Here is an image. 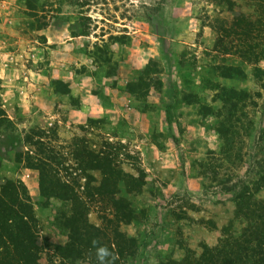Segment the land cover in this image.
I'll return each instance as SVG.
<instances>
[{"label":"rangeland","instance_id":"rangeland-1","mask_svg":"<svg viewBox=\"0 0 264 264\" xmlns=\"http://www.w3.org/2000/svg\"><path fill=\"white\" fill-rule=\"evenodd\" d=\"M215 4V0H0V21L12 20L9 28L18 33L4 34L0 40V182L23 185L40 236L55 244L71 236L60 218L68 204L38 194L40 167L50 175L56 170L75 198L95 199L87 202L86 220L102 225L107 213L99 200L105 198L88 195L84 187L86 181L89 187L98 186L101 175L81 171V155L74 154L82 150L108 154L110 166L137 185L130 190L118 186L115 195L125 196L134 208L132 221L118 229L136 240L133 255L117 264H180L186 255L220 264L235 245L232 239L246 222L256 219L264 207V43L260 61L243 66L244 76L226 80L206 74L216 56L211 52L215 39L211 24L216 16L231 18ZM234 10L264 19L262 1L234 0ZM48 24L65 28V35L76 40L82 36L79 46L75 40L58 59L49 58L46 50L31 57L30 51L46 42L40 30ZM57 36L54 33L51 40L62 39ZM123 57L127 66L120 72L134 68L123 86L132 97L127 106L117 107L114 116L98 117L99 105H93L97 118L77 117L80 99L69 88L77 84L74 75L84 74L90 78L87 87H98L103 73L115 70L110 60ZM140 70L141 82L136 80ZM201 79L246 94L235 105L229 124L219 127L225 111L215 117L216 91L205 85L198 88ZM183 94L189 101L195 94L199 106L186 103ZM99 97L91 101H103V110L111 108ZM260 234L264 241V225ZM88 256L66 264H89ZM47 259L48 254H42L39 264H49ZM261 262L264 257L254 255L247 264Z\"/></svg>","mask_w":264,"mask_h":264},{"label":"trees","instance_id":"trees-1","mask_svg":"<svg viewBox=\"0 0 264 264\" xmlns=\"http://www.w3.org/2000/svg\"><path fill=\"white\" fill-rule=\"evenodd\" d=\"M215 1V5L224 8L231 18L220 19L216 16L211 24V29L215 33L211 52L218 55L219 59L218 62H214L216 56L211 57L212 63L206 66V74L214 78L234 80L239 76H244L243 66H254L262 57L264 19H261L263 18L261 15H255L253 18L250 14L235 11L234 0ZM256 1L264 2V0ZM146 67L142 70L145 84L149 82ZM138 72L136 80L141 82V70ZM204 85L216 91L212 96L213 100L217 98L219 102V110L216 111L215 117L221 116V110L225 111V120L224 118L221 120L219 127H222L224 123L229 124L232 113L236 111L235 105L243 100L246 94L232 88L223 89L208 79H201L196 86L203 89ZM187 97V94L182 96V99L187 101L186 103L199 106L200 100L195 94H192L193 100L189 101ZM79 154L81 155L79 161L83 163V165L79 164L82 172L95 170L101 175V182L98 186L89 187L86 181L84 187L88 195L92 193L105 198L99 202L102 212L107 214L109 212V217L106 214L101 218L100 227L89 224L86 220L88 203L95 199L91 196H87L88 201L75 198L72 194V187L70 188L56 177V170L51 169L53 174L50 175L42 167L36 168L39 196L52 197L62 204H68L69 207L60 214V218L61 226L68 230L70 238L62 244L50 243L47 237H42L38 233V221L34 207L23 185L19 182L3 180L0 182V264H39L40 256L44 253L48 254L49 264L53 262L66 264V261L83 257L86 254L89 255L87 258L89 264H101L95 255V248L99 246H106L112 253L103 264H117L133 255L136 240L120 232L118 226L132 221L134 208L125 196L115 197V195L118 193V186L120 189L130 190V187L137 188V185L130 183L125 174L110 166L108 154L96 155L82 150V153L74 154L75 158ZM73 184L75 186V183ZM263 225L264 207L256 215V219L246 222V227L241 234L232 239L235 245L228 251L226 257L219 259L220 264H247V261L254 255L264 257V241L260 234V228ZM223 232L226 230L223 229ZM93 241L97 242L95 246ZM211 250H215V247ZM205 261L206 259H191L186 255L180 264H207Z\"/></svg>","mask_w":264,"mask_h":264},{"label":"crops","instance_id":"crops-1","mask_svg":"<svg viewBox=\"0 0 264 264\" xmlns=\"http://www.w3.org/2000/svg\"><path fill=\"white\" fill-rule=\"evenodd\" d=\"M10 24H13L12 20H8V24H5L0 21L1 41H4L3 38L4 34L10 36H16L18 34L16 29L11 30L9 28ZM64 32H66L65 28H61L57 30L55 29L54 26L48 24L45 28L40 30V33L45 35L46 42L44 44H41L39 47L37 45L33 49V51H30V56L33 58H38L39 54L43 53L44 50H46V54L49 58L58 59L59 57H64V50L70 46H73L76 40L75 37H70L69 35H65ZM54 33L55 34L57 33L62 39H60L58 42H53L51 39ZM80 37L82 36H78L77 40H79ZM101 38L103 39L104 36H102ZM77 40L76 42L77 45L79 46L80 43ZM112 46L113 48H115L114 47L115 44H113ZM109 48H111V46H109ZM110 61L115 63V70L112 73H106V72L103 73L102 77L100 78L102 84L98 87H95L94 85L91 84L90 87H87L86 84L88 83V81L90 82V78H88L86 75L79 73L77 75H74L73 80H75L77 84L73 86L69 85V88L71 89L70 90L71 93L80 99V101L78 102L80 108L76 113L77 117L79 118L96 117L97 115H92V112L94 110L93 105H99L97 106L98 109L96 110V113L100 114L98 115V117L102 116V114H107L108 117H111L112 115L114 116L116 114L115 109H117V107L120 106H127V102L130 101L129 99L132 98L131 96L130 97L128 96V93L125 90H123V86L127 84L129 80H131L129 79V77L131 76V71L134 70V68L126 71L125 73H121L120 68L123 66L124 67L127 66L124 57L122 59H119L118 61L112 58ZM105 83H109V85H106ZM99 96H101L104 100H108L107 105H111V108L107 110H103V108L101 107L104 105L103 101L102 102L91 101V99H95L93 97L100 99ZM112 118L114 121L117 117H112Z\"/></svg>","mask_w":264,"mask_h":264},{"label":"clouds","instance_id":"clouds-1","mask_svg":"<svg viewBox=\"0 0 264 264\" xmlns=\"http://www.w3.org/2000/svg\"><path fill=\"white\" fill-rule=\"evenodd\" d=\"M97 244L96 241H93V245L95 246ZM95 255L97 259L103 264L105 259L107 257H110L112 253L109 251V249L106 246H99L95 248Z\"/></svg>","mask_w":264,"mask_h":264}]
</instances>
